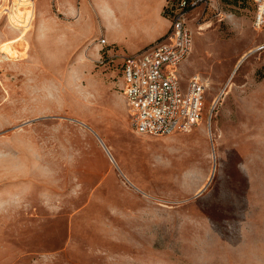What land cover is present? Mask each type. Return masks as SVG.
<instances>
[{
  "label": "rangeland",
  "instance_id": "obj_1",
  "mask_svg": "<svg viewBox=\"0 0 264 264\" xmlns=\"http://www.w3.org/2000/svg\"><path fill=\"white\" fill-rule=\"evenodd\" d=\"M27 2L25 29L0 15V264H263L264 30L253 0H210L189 15L181 71L206 83L205 115L159 136L133 127L124 50L111 39L125 26L107 25L106 0L92 21L83 0Z\"/></svg>",
  "mask_w": 264,
  "mask_h": 264
},
{
  "label": "built area",
  "instance_id": "obj_2",
  "mask_svg": "<svg viewBox=\"0 0 264 264\" xmlns=\"http://www.w3.org/2000/svg\"><path fill=\"white\" fill-rule=\"evenodd\" d=\"M256 5L254 28L264 30V0ZM169 31L150 47L121 55L122 92L138 134L165 135L189 131L203 119L207 85L198 75L181 71L193 49L189 15L210 0H168ZM106 43L105 39H102ZM264 49V44L257 47Z\"/></svg>",
  "mask_w": 264,
  "mask_h": 264
},
{
  "label": "crops",
  "instance_id": "obj_3",
  "mask_svg": "<svg viewBox=\"0 0 264 264\" xmlns=\"http://www.w3.org/2000/svg\"><path fill=\"white\" fill-rule=\"evenodd\" d=\"M97 1L104 3L105 0H83L82 3L84 13H89L91 21L94 20L93 13L94 10L96 11L94 3ZM167 1L106 0L104 4L107 6V13L105 15L107 25L114 27L124 24L125 26L122 35L115 33L112 36V44L115 47L119 45L124 50L123 54L132 55L150 47L161 39L169 31L171 25L170 20L165 15ZM122 7L129 8V11L125 13ZM97 30L99 31L98 28ZM106 40L110 41L108 38ZM262 263L264 264V260Z\"/></svg>",
  "mask_w": 264,
  "mask_h": 264
},
{
  "label": "bare ground",
  "instance_id": "obj_4",
  "mask_svg": "<svg viewBox=\"0 0 264 264\" xmlns=\"http://www.w3.org/2000/svg\"><path fill=\"white\" fill-rule=\"evenodd\" d=\"M0 1L4 2V0H0ZM27 4L28 5L30 4V2H27V0H13L12 3L9 4V7L5 10L6 13L4 14L3 12H0V15L1 14L6 15L8 18V21L15 28H24L25 29L27 24H28V19H29V15H28L29 9L25 8L26 6H28ZM201 29H204V28H201ZM14 47L12 45L5 44L3 49H4V52H6L8 55L15 56L16 51H17L15 49H17V48H14ZM102 143H103L107 153L110 155L112 160L117 164L118 161H117V158H116L115 154L113 153L112 149L103 140H102Z\"/></svg>",
  "mask_w": 264,
  "mask_h": 264
},
{
  "label": "trees",
  "instance_id": "obj_5",
  "mask_svg": "<svg viewBox=\"0 0 264 264\" xmlns=\"http://www.w3.org/2000/svg\"><path fill=\"white\" fill-rule=\"evenodd\" d=\"M168 2V1H167ZM254 2V1H253ZM255 4V3H254ZM256 6V5H255ZM169 12H170V10H169V6H168V3L166 4V6H165V15L168 17L169 16Z\"/></svg>",
  "mask_w": 264,
  "mask_h": 264
}]
</instances>
